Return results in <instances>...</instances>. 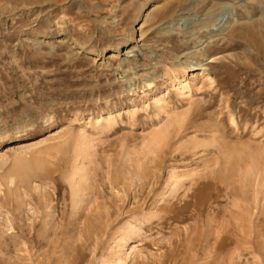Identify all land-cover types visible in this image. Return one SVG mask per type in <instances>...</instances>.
<instances>
[{
    "label": "rangeland",
    "instance_id": "1",
    "mask_svg": "<svg viewBox=\"0 0 264 264\" xmlns=\"http://www.w3.org/2000/svg\"><path fill=\"white\" fill-rule=\"evenodd\" d=\"M0 264H264V0H0Z\"/></svg>",
    "mask_w": 264,
    "mask_h": 264
},
{
    "label": "bare ground",
    "instance_id": "2",
    "mask_svg": "<svg viewBox=\"0 0 264 264\" xmlns=\"http://www.w3.org/2000/svg\"><path fill=\"white\" fill-rule=\"evenodd\" d=\"M176 84H181L182 86V89H185L188 85V83L186 82V81H184V80H180V79H177L176 80Z\"/></svg>",
    "mask_w": 264,
    "mask_h": 264
}]
</instances>
